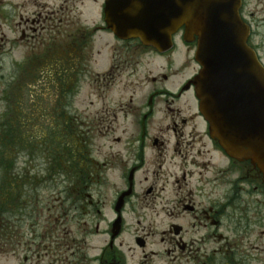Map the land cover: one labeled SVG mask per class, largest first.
I'll return each mask as SVG.
<instances>
[{
	"label": "flooded vegetation",
	"instance_id": "1",
	"mask_svg": "<svg viewBox=\"0 0 264 264\" xmlns=\"http://www.w3.org/2000/svg\"><path fill=\"white\" fill-rule=\"evenodd\" d=\"M85 1L57 0L53 6L25 0L37 11L24 20L18 42L38 43L42 38L40 45L46 46L51 62L60 69L57 76L63 75L72 84L84 76L83 63L98 35L153 52L138 41H120L109 33L105 0H92L97 5L95 21L76 16L75 3ZM54 30L59 31L54 37L43 38ZM184 33L183 27L176 31L173 50L166 54L179 50L183 58L159 66L156 75L147 78L141 103L134 104L130 98L128 104L120 105L119 113L133 118L131 125L114 126L113 121L103 119L95 126V133L106 137L120 133L113 139L115 154L109 149L100 164L85 157L94 168L84 164V170L67 175V187L54 190V199L46 203L48 214L35 219L40 233L31 238L29 225L30 232L21 236L19 255L10 251V263L159 264L167 258L169 264H181L183 259L194 264L201 260L236 264V257H264V173L249 161L230 159L212 138L194 91L200 70L194 61L196 41L185 43ZM116 50H112L113 61L120 59ZM97 53L101 57V51ZM121 64L97 75L95 84L114 83ZM109 112L105 110V115ZM95 170L119 171L115 175L119 190L111 199L100 190L101 175ZM27 215L25 221L30 223L32 215ZM133 223L143 227L142 235L130 231ZM156 223L165 225L157 233L165 257L148 250L155 233L145 230ZM14 238L9 224L4 247H11Z\"/></svg>",
	"mask_w": 264,
	"mask_h": 264
},
{
	"label": "rangeland",
	"instance_id": "2",
	"mask_svg": "<svg viewBox=\"0 0 264 264\" xmlns=\"http://www.w3.org/2000/svg\"><path fill=\"white\" fill-rule=\"evenodd\" d=\"M24 1L0 0V126L6 122L11 126V133H6L8 136L4 135L0 143L3 153L1 160L6 159L13 166L9 173L6 168L8 174L4 178L9 182L0 193V204H7V228L10 224V231L15 237L11 247L6 244L5 248H0V264H19V260L10 263V251L16 250L19 255V242L25 231L30 232L29 225H32L31 238L33 233H40L35 226V219L40 218L41 214L43 217L48 214L45 207L47 201L54 199V190L67 187V175L70 172L78 173L84 170L85 165L89 169L94 168L87 158L92 157L95 163L100 164L109 149L112 150L109 153L115 154L113 139L120 133L109 137L95 133V126L101 125L98 124L99 120H111L114 126L131 125L133 118L123 117L118 111L120 105L128 104L130 98L134 104L141 103L147 92V78L156 75L159 66L177 63L184 56L178 50L160 58L135 44H118L111 36L98 35L90 57L86 53L88 61L83 63L84 76L80 83H69L70 79L63 75L57 76L60 69L51 62V53L46 46L40 45L42 38L38 43L33 40L31 43L18 42L24 20H29L31 13L37 11L31 4H24ZM40 2L55 6L57 0ZM79 3H75L73 8L76 16L81 14L85 22L95 21L98 12L94 7L97 5L92 0ZM242 15L252 28L250 44L258 51L264 65V0H244ZM58 32L54 30L43 38L47 40V36L54 37ZM114 48L118 49L116 53L120 56L116 61H113ZM98 51H101V57ZM43 52H48V55ZM119 63L122 64L116 71L114 83L95 84L97 75L106 74ZM105 110L110 111L108 115H105ZM113 115L116 116V122ZM68 157L71 162L69 166ZM95 172L101 175L100 190L103 194L108 199L114 197L120 185L118 178H115L119 171ZM106 173H112L111 178L107 175L108 180ZM12 174L14 176H10ZM26 213L32 215L31 220L28 218L30 223L25 221L29 217ZM146 222L147 219L144 224ZM164 227L156 223L145 230L155 233L153 237L150 236L148 250L160 252L161 257H165V246L160 245L157 233ZM130 231L134 235H142L143 227L139 229L133 223ZM5 232H0V246L5 243ZM123 239L128 242L127 236ZM168 262L167 258H162L159 264ZM202 263L210 264L207 260H201L198 264ZM242 263L264 264V257H236V264ZM181 264L194 262L183 259Z\"/></svg>",
	"mask_w": 264,
	"mask_h": 264
},
{
	"label": "water",
	"instance_id": "3",
	"mask_svg": "<svg viewBox=\"0 0 264 264\" xmlns=\"http://www.w3.org/2000/svg\"><path fill=\"white\" fill-rule=\"evenodd\" d=\"M242 0H106L105 22L120 40L165 53L184 27L197 40L200 66L194 87L199 110L225 153L264 173V67L247 45L250 27L239 14Z\"/></svg>",
	"mask_w": 264,
	"mask_h": 264
},
{
	"label": "trees",
	"instance_id": "4",
	"mask_svg": "<svg viewBox=\"0 0 264 264\" xmlns=\"http://www.w3.org/2000/svg\"><path fill=\"white\" fill-rule=\"evenodd\" d=\"M11 126L8 122L2 124L0 126V143L3 142V136H8L7 134H10L11 133ZM7 133V134H6ZM2 151V146L0 145V183H1V186H0V193L2 194V192L4 191L5 189V185H7V182H9L8 180H6L4 177H6V175L13 170V166H12V163L6 159L4 160H1L3 157V153L1 152ZM53 156V155H52ZM51 160V159H50ZM67 161H70L69 157H68V160ZM73 164V163H72ZM71 165V162L68 163V166ZM6 168H8V173H6ZM71 170V168H70ZM71 173V172H70ZM10 176H14V174L10 175ZM11 181V180H10ZM7 204H0V232H3V231H6L7 229V219L8 216L6 217V215L9 213V209L7 210ZM3 215H5V218H3ZM3 238H4V233H3ZM3 247V246H2Z\"/></svg>",
	"mask_w": 264,
	"mask_h": 264
}]
</instances>
